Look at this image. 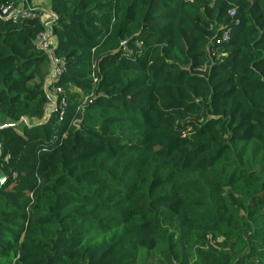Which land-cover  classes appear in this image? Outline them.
<instances>
[{
  "label": "trees",
  "instance_id": "trees-1",
  "mask_svg": "<svg viewBox=\"0 0 264 264\" xmlns=\"http://www.w3.org/2000/svg\"><path fill=\"white\" fill-rule=\"evenodd\" d=\"M44 1L0 16V264H264V0Z\"/></svg>",
  "mask_w": 264,
  "mask_h": 264
},
{
  "label": "built area",
  "instance_id": "built-area-1",
  "mask_svg": "<svg viewBox=\"0 0 264 264\" xmlns=\"http://www.w3.org/2000/svg\"><path fill=\"white\" fill-rule=\"evenodd\" d=\"M231 14H233V12H231ZM0 16L6 20H10L12 23H18L23 19H40L46 26H48V23L44 21L42 14L33 8L20 6L16 9H12L11 6H0ZM223 38L228 39V33H225ZM36 44L40 48L46 50L51 58L53 74L50 81L52 83L58 82L59 76L61 75L64 67V62L55 55V42L49 29H46L37 36ZM61 91V88L54 87L49 93L52 97H55L57 96L56 94Z\"/></svg>",
  "mask_w": 264,
  "mask_h": 264
},
{
  "label": "rangeland",
  "instance_id": "rangeland-1",
  "mask_svg": "<svg viewBox=\"0 0 264 264\" xmlns=\"http://www.w3.org/2000/svg\"><path fill=\"white\" fill-rule=\"evenodd\" d=\"M39 8L43 12L44 15V21L47 22L48 24L51 22V18L49 16V13H47V6L42 2L39 5ZM53 98V97H52ZM31 121L28 120V123ZM2 175L0 173V179ZM157 256L155 251H147L144 248H139V253H138V263L137 264H158L157 263Z\"/></svg>",
  "mask_w": 264,
  "mask_h": 264
},
{
  "label": "crops",
  "instance_id": "crops-1",
  "mask_svg": "<svg viewBox=\"0 0 264 264\" xmlns=\"http://www.w3.org/2000/svg\"><path fill=\"white\" fill-rule=\"evenodd\" d=\"M42 2H44V4L47 6V10H46V11H48L47 13H49L50 18L52 19V16H51V14H50L49 5H48V2H47V1H44V0H35V1H34V7L40 9V8H39V5H40ZM43 19H44V15H43ZM54 42H55V40H54Z\"/></svg>",
  "mask_w": 264,
  "mask_h": 264
},
{
  "label": "water",
  "instance_id": "water-1",
  "mask_svg": "<svg viewBox=\"0 0 264 264\" xmlns=\"http://www.w3.org/2000/svg\"><path fill=\"white\" fill-rule=\"evenodd\" d=\"M0 185H1V179H0Z\"/></svg>",
  "mask_w": 264,
  "mask_h": 264
}]
</instances>
